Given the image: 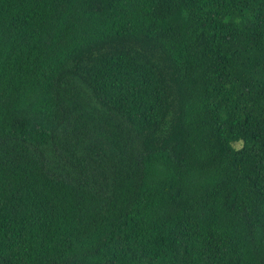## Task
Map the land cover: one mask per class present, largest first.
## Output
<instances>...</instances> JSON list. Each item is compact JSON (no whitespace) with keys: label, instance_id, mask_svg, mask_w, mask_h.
Wrapping results in <instances>:
<instances>
[{"label":"trees","instance_id":"obj_1","mask_svg":"<svg viewBox=\"0 0 264 264\" xmlns=\"http://www.w3.org/2000/svg\"><path fill=\"white\" fill-rule=\"evenodd\" d=\"M0 264H264V0H0Z\"/></svg>","mask_w":264,"mask_h":264},{"label":"rangeland","instance_id":"obj_2","mask_svg":"<svg viewBox=\"0 0 264 264\" xmlns=\"http://www.w3.org/2000/svg\"><path fill=\"white\" fill-rule=\"evenodd\" d=\"M235 147H236L237 149L241 148V147H242V143H238V144H236Z\"/></svg>","mask_w":264,"mask_h":264}]
</instances>
